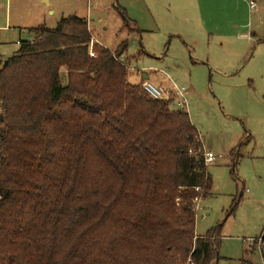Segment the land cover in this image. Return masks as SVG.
<instances>
[{
  "label": "trees",
  "instance_id": "16d2710c",
  "mask_svg": "<svg viewBox=\"0 0 264 264\" xmlns=\"http://www.w3.org/2000/svg\"><path fill=\"white\" fill-rule=\"evenodd\" d=\"M27 31L0 63V264H215L187 113L130 84L126 43H93L85 19Z\"/></svg>",
  "mask_w": 264,
  "mask_h": 264
},
{
  "label": "rangeland",
  "instance_id": "374dc122",
  "mask_svg": "<svg viewBox=\"0 0 264 264\" xmlns=\"http://www.w3.org/2000/svg\"><path fill=\"white\" fill-rule=\"evenodd\" d=\"M69 15L85 19L93 43L109 52L126 43L130 84L164 74L187 90L186 113L214 157L195 235L216 237L215 264H264V5L251 12L245 0H0V63L31 40L28 29H53ZM258 238L259 250L247 245Z\"/></svg>",
  "mask_w": 264,
  "mask_h": 264
},
{
  "label": "built area",
  "instance_id": "2783aa9c",
  "mask_svg": "<svg viewBox=\"0 0 264 264\" xmlns=\"http://www.w3.org/2000/svg\"><path fill=\"white\" fill-rule=\"evenodd\" d=\"M245 2L247 3L248 9L251 12L256 11L260 5H264V0H245ZM141 88L150 99L168 102L172 109L183 111L186 113V110L188 109V100L186 97L187 90L185 88L177 86L176 84L171 82L168 83L165 87H161L156 86L149 81H143L141 83ZM213 158L214 157L211 153L204 152V162L207 166L212 164ZM199 201L200 199L198 198L193 200L195 213L198 210ZM247 245L250 248L255 246L259 250L261 246V238H258L257 242H254L253 239H250L247 242Z\"/></svg>",
  "mask_w": 264,
  "mask_h": 264
},
{
  "label": "crops",
  "instance_id": "0c3cea01",
  "mask_svg": "<svg viewBox=\"0 0 264 264\" xmlns=\"http://www.w3.org/2000/svg\"><path fill=\"white\" fill-rule=\"evenodd\" d=\"M51 12H49V14H50ZM142 80H140V84L143 82V81H148L149 80V77L148 76H146V75H142V78H141ZM163 79H167V76L166 75H164V74H162V76L161 77H159V76H153V81H154V85H156V86H161V87H165L167 84H168V80L170 79L169 77H168V79L166 80V81H164ZM150 82V81H149ZM192 123V122H191ZM193 125V124H192ZM194 126V125H193ZM195 127V126H194ZM200 135V134H199ZM201 143H202V141H201ZM203 146V145H202ZM203 149H204V147H203ZM211 196V195H210ZM202 200H200L199 201V203L201 202ZM199 205H198V210H197V212L199 211ZM196 212V213H197ZM202 217V216H201Z\"/></svg>",
  "mask_w": 264,
  "mask_h": 264
},
{
  "label": "water",
  "instance_id": "95a60500",
  "mask_svg": "<svg viewBox=\"0 0 264 264\" xmlns=\"http://www.w3.org/2000/svg\"><path fill=\"white\" fill-rule=\"evenodd\" d=\"M3 120V117H2V115H0V121H2ZM217 259V258H216Z\"/></svg>",
  "mask_w": 264,
  "mask_h": 264
}]
</instances>
